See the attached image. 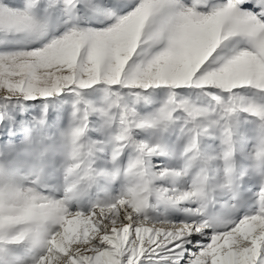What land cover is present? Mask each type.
<instances>
[{
	"label": "snow or ice",
	"instance_id": "6c2138e0",
	"mask_svg": "<svg viewBox=\"0 0 264 264\" xmlns=\"http://www.w3.org/2000/svg\"><path fill=\"white\" fill-rule=\"evenodd\" d=\"M0 264H264V0H0Z\"/></svg>",
	"mask_w": 264,
	"mask_h": 264
}]
</instances>
